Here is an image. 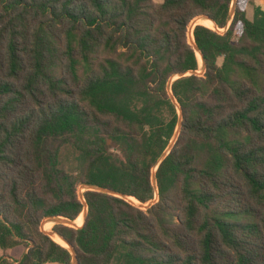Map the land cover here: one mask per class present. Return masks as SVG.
Segmentation results:
<instances>
[{"label":"trees","instance_id":"16d2710c","mask_svg":"<svg viewBox=\"0 0 264 264\" xmlns=\"http://www.w3.org/2000/svg\"><path fill=\"white\" fill-rule=\"evenodd\" d=\"M233 1L0 0V264H73L42 223L86 206L78 264H264V8Z\"/></svg>","mask_w":264,"mask_h":264},{"label":"rangeland","instance_id":"374dc122","mask_svg":"<svg viewBox=\"0 0 264 264\" xmlns=\"http://www.w3.org/2000/svg\"><path fill=\"white\" fill-rule=\"evenodd\" d=\"M155 2H157V3H161V2H163V0H154ZM235 6H237V0H234L233 1V4H232V9H234L235 8ZM241 6L247 11V16H248V18L250 19V20H253V16H254V10H255V7H257V6H260V7H262V8H264V0H243L242 2H241ZM195 24L196 25H205V26H207V27H209L208 26V24H209V22L205 19V17H199V18H197V19H195L192 23H191V27H190V33H189V42H190V44L193 46V43H194V39L192 40V30H194V26H195ZM209 28H211V29H213V30H218V28L216 27V26H212V27H209ZM240 29L238 30V33H240ZM221 32H223V31H221ZM198 59H199V61H200V70L198 71V72H195L196 74H198V75H200V76H203L204 74H205V65H204V61L201 59V57H199V55H198ZM178 77V76H177ZM177 77H175V78H177ZM174 79V78H173ZM178 79V78H177ZM178 112H179V110H178ZM179 115H180V112H179ZM181 117H182V119H181ZM180 119H181V127H180V129H179V132L177 131L176 132V135H175V137H174V139H173V141H172V143L171 144H175V142L177 141V139H178V137H179V135H180V131H181V128H182V122H183V112H182V114L180 115V118H179V121H180ZM177 130H178V128H177ZM173 147V146H172ZM171 150V149H170ZM77 164H78V153L71 147V146H68V145H66V146H63L62 147V149H61V152H60V166L62 167V168H64L65 170H67V171H73L75 168H76V166H77ZM157 170V168L155 169V171ZM154 171V172H155ZM155 177V176H154ZM153 177V178H154ZM86 191V187H84V186H81L80 188H79V195H80V197H81V199L83 200V193ZM129 201H131L132 203H134L135 205H138V206H140L143 210H146V209H148V207H150L152 204H154L155 202H157L158 201V196H157V198H156V200H154L153 202H152V204L150 205V204H145V205H143L142 203H140V202H138L137 200H135V199H128ZM86 213H87V210L85 209L83 212H82V214L80 215V217L76 220V221H72V224L73 225H66V226H69V227H75V228H77V227H81L80 225H78V223H77V221L78 222H80L81 223V225L82 224H84L83 222H84V216L86 215ZM48 222H50L51 224H46V223H48ZM46 224V225H45ZM55 225H61V224H55V222L51 219V218H49V219H45L44 221H43V223H42V231H45V232H48V233H56L54 230H53V228H54V226ZM46 228H47V230H46ZM57 234V233H56ZM54 236L55 235H53V237H52V239L54 240V241H56L55 239H54ZM58 236V235H57ZM57 242V241H56ZM58 243V242H57ZM60 244V243H59ZM62 245V244H61ZM63 246V245H62ZM65 247V246H64ZM67 249H69L71 252H72V250L70 249V247L68 246V247H66ZM21 249V252L22 251H24V249H23V247H21L20 248ZM13 252H14V250H12V251H3V250H1L0 249V258L1 257H3V256H9V255H13ZM73 254V253H72ZM73 263H74V261H73Z\"/></svg>","mask_w":264,"mask_h":264},{"label":"water","instance_id":"95a60500","mask_svg":"<svg viewBox=\"0 0 264 264\" xmlns=\"http://www.w3.org/2000/svg\"><path fill=\"white\" fill-rule=\"evenodd\" d=\"M235 9H236V6H235V8L234 9H232V18H233V16H234V14H235ZM206 20H210V21H212L211 19H209V18H205ZM213 22V21H212ZM214 23V22H213ZM197 25L195 24V26L194 27H196ZM214 26H216V24L214 23ZM192 37H193V30H192ZM193 46H194V48H195V50L197 51V53L198 54H200V56H201V58H202V60H203V57H202V54H201V52H200V50H199V48L196 46V44H195V42L193 43ZM195 72H190V73H187V74H182V75H179L177 78H181V77H185V76H189V75H192V74H194ZM177 78H174V79H171V81H170V83H169V87H171V85H172V83H173V81L174 80H176ZM173 98V97H172ZM173 101H174V103H175V105L177 106V108H178V110H179V112H180V115L182 114V109H181V107H180V105L178 104V102L173 98ZM181 119H182V117H181ZM181 119H180V121H179V124H178V132H179V129H180V127H181ZM172 146H173V144H171L170 145V147L168 148V150L166 151V153L159 159V161H158V165L165 159V157L169 154V152H170V149L172 148ZM153 180H154V182L156 183V178L154 177L153 178ZM86 188L88 189V190H91V191H98V192H103V193H107V194H110V195H118V194H116V193H114V192H112V191H110V190H107V189H104V188H100V187H96V186H86ZM150 205L152 204V203H149ZM86 210H87V213H86V215L84 216V223H85V221H86V218H87V214H88V207L86 206V208H85ZM54 222H55V224H61V225H73L72 224V221L71 220H68V219H66V218H51ZM84 225V224H83ZM82 225V226H83ZM81 226V227H82ZM81 227H77V228H81ZM45 232V231H44ZM48 236H50L51 238L53 237V235H58V234H56V233H48V232H45ZM59 236V235H58ZM60 237V236H59ZM61 239H63L62 237H60ZM64 240V239H63ZM65 241V240H64ZM66 242V241H65ZM67 243V242H66ZM67 245L70 247V249L72 250V253H73V255H74V263L73 264H78V259H77V255H76V251L74 250V248L69 244V243H67Z\"/></svg>","mask_w":264,"mask_h":264},{"label":"bare ground","instance_id":"6f19581e","mask_svg":"<svg viewBox=\"0 0 264 264\" xmlns=\"http://www.w3.org/2000/svg\"><path fill=\"white\" fill-rule=\"evenodd\" d=\"M207 21L209 22V24H208L209 27L214 26V23H213L212 21H210V20H207ZM205 25H206V24H205ZM192 40H193V38H192ZM198 55H199V57H201L200 54H198ZM201 59H202V58H201ZM77 223H78V225H80V226L83 225V224L81 225V223L78 222V221H77ZM83 223H84V222H83ZM46 224H51V223L48 222V223H46ZM46 224H45V225H46ZM46 230H47V228H46ZM54 239H55L57 242L61 243L63 246L68 247L67 243H66L63 239H61L59 236L55 235V236H54Z\"/></svg>","mask_w":264,"mask_h":264},{"label":"crops","instance_id":"0c3cea01","mask_svg":"<svg viewBox=\"0 0 264 264\" xmlns=\"http://www.w3.org/2000/svg\"><path fill=\"white\" fill-rule=\"evenodd\" d=\"M61 244V243H60ZM21 247H18V248H15V249H12V250H14V252H13V255H9L10 257H13V258H15V259H17V260H20V259H22V257L24 256V254L26 253V250L24 249V251H22L21 252V249H20ZM12 250H8V251H12Z\"/></svg>","mask_w":264,"mask_h":264},{"label":"built area","instance_id":"2783aa9c","mask_svg":"<svg viewBox=\"0 0 264 264\" xmlns=\"http://www.w3.org/2000/svg\"><path fill=\"white\" fill-rule=\"evenodd\" d=\"M128 199H129V198H128ZM128 199H127V201H129ZM130 202H131V201H130Z\"/></svg>","mask_w":264,"mask_h":264}]
</instances>
